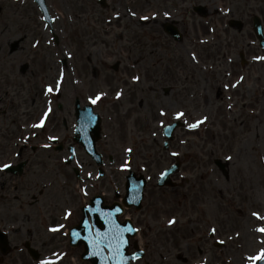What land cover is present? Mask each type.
Wrapping results in <instances>:
<instances>
[{
	"label": "rangeland",
	"instance_id": "rangeland-1",
	"mask_svg": "<svg viewBox=\"0 0 264 264\" xmlns=\"http://www.w3.org/2000/svg\"><path fill=\"white\" fill-rule=\"evenodd\" d=\"M96 2L46 0L54 19L51 30L33 0H0V71L10 70L8 61L20 65L29 55L19 51L4 60L11 41L42 39V51L32 55L40 59L42 73L46 67L50 71L49 83L54 85L58 74H64V102L72 97L69 83L77 73L80 83L99 85L92 90L105 102L96 107L99 111L109 112L118 105L124 112L130 103L136 108L142 99V116L134 113L124 120L118 115L116 121L113 115L115 123L104 124L111 135L106 129L99 149L104 156L114 149L117 159L103 187V180L95 177V192H106L110 202L116 195L123 196L126 172L120 166L139 170L148 178L142 210H131V217L142 220L139 230L145 233L139 241L149 247L146 258L151 264L168 251L172 255L166 264H184L176 260L179 256L187 258L186 264H253L264 256L260 233L264 230V51L252 43L250 24L251 17L258 15L264 26V0H252L249 5L242 0H107L106 10ZM195 4L206 6L208 17L194 15ZM229 18L246 22L243 33L227 26ZM165 20L177 21L181 43L165 36L161 27ZM28 44L22 43L21 48L28 49ZM240 51L248 60L245 67L240 65ZM151 54L165 59L159 73L149 76V69L150 85L132 84L131 78L111 69L121 62L119 71H124L123 64L130 69L133 62L142 60L137 65L145 71L154 63ZM59 59L66 60V68L58 62L52 75L49 67ZM167 62L173 66L172 78L169 73L160 76L168 72ZM157 79L159 84L154 83ZM164 87L171 89L167 95ZM122 91L123 100H115ZM177 119L185 126L176 130L170 153L163 152L162 128ZM171 154L182 161L179 174L173 177L177 185L158 190L156 179L172 162ZM215 159L227 162V176L213 164ZM61 189L56 196L46 195L43 202L64 208L60 200L71 202V197L68 189ZM215 241L223 243L222 248H216Z\"/></svg>",
	"mask_w": 264,
	"mask_h": 264
},
{
	"label": "flooded vegetation",
	"instance_id": "flooded-vegetation-1",
	"mask_svg": "<svg viewBox=\"0 0 264 264\" xmlns=\"http://www.w3.org/2000/svg\"><path fill=\"white\" fill-rule=\"evenodd\" d=\"M18 51L29 53L28 69L0 71V238L7 241L8 248L1 255L0 243V264H48L58 253L75 252L63 243L97 188L96 164L79 144L92 84L86 81L84 88L77 73L72 97L64 102L62 91L55 93L49 83L50 71L38 69L40 59L32 55L37 48L20 47ZM56 66L49 67L51 72ZM46 86L52 87L51 93H45ZM46 108L50 113L45 124L36 129ZM101 179L103 187L106 174ZM59 188L68 189L71 197V202L60 200L61 210L43 202L46 195L56 196ZM54 226L59 230L51 233L49 228ZM27 246L34 249L36 259ZM63 260L59 264H66ZM159 264L164 263L160 260Z\"/></svg>",
	"mask_w": 264,
	"mask_h": 264
},
{
	"label": "water",
	"instance_id": "water-1",
	"mask_svg": "<svg viewBox=\"0 0 264 264\" xmlns=\"http://www.w3.org/2000/svg\"><path fill=\"white\" fill-rule=\"evenodd\" d=\"M40 10L44 13L45 20L50 22V19L47 15V10L45 7L44 0H35ZM256 26H258L256 24ZM173 35L176 34L175 31L167 29ZM257 33L259 35V29L257 28ZM178 38L177 36H175ZM177 125L173 124L172 126L166 127L164 130V135L168 140H171V134L174 131ZM166 149V147H165ZM216 164L223 169L225 165L220 164L219 161ZM178 165L171 167L170 170L166 171L163 176H161L162 185L172 186L171 181H169L168 175L173 174L177 171ZM165 183H163V181ZM145 182L143 179H139L137 185L127 183V197L123 200L124 205H129L127 202L132 197H135V204L139 205V201L142 198V190L144 188ZM122 212V207L119 204H115L111 209H104L100 214H97L93 220L95 234L92 237L89 235L91 250L94 249L90 254H86L83 258L90 260L91 264H127L130 259H135L140 252H137L136 255L130 256L127 253L128 241L130 238L134 237L135 230H133L131 223L126 221L122 224L118 223L117 216ZM88 232V231H87ZM92 242V243H91ZM106 247L109 249L111 259H106L103 248ZM260 264H264L262 261Z\"/></svg>",
	"mask_w": 264,
	"mask_h": 264
}]
</instances>
